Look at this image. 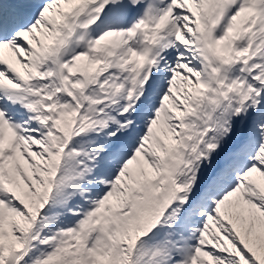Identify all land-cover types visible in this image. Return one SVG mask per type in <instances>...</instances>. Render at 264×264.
<instances>
[{
    "label": "snow or ice",
    "instance_id": "obj_1",
    "mask_svg": "<svg viewBox=\"0 0 264 264\" xmlns=\"http://www.w3.org/2000/svg\"><path fill=\"white\" fill-rule=\"evenodd\" d=\"M0 264H264V0H0Z\"/></svg>",
    "mask_w": 264,
    "mask_h": 264
}]
</instances>
